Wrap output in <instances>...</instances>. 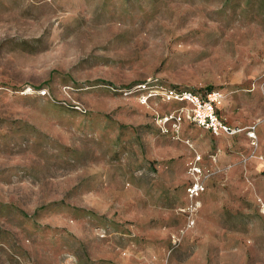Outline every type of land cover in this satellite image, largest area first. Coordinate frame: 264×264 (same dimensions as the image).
Instances as JSON below:
<instances>
[{"label":"rangeland","instance_id":"rangeland-1","mask_svg":"<svg viewBox=\"0 0 264 264\" xmlns=\"http://www.w3.org/2000/svg\"><path fill=\"white\" fill-rule=\"evenodd\" d=\"M145 80L243 129L172 136ZM0 264H264V0H0Z\"/></svg>","mask_w":264,"mask_h":264},{"label":"built area","instance_id":"built-area-1","mask_svg":"<svg viewBox=\"0 0 264 264\" xmlns=\"http://www.w3.org/2000/svg\"><path fill=\"white\" fill-rule=\"evenodd\" d=\"M139 91L143 103L151 99L172 104L165 112L156 111L154 116L161 129L175 137H180L183 120L188 119L195 124L212 130L215 134H237L243 128L230 124L221 114L224 104V92L221 88H212L198 92L190 88L177 87L161 82L145 80L128 88L127 92ZM190 103V107L187 106ZM251 138L256 136L254 129L247 130ZM187 173L190 181L186 186L187 203L180 211L187 216L188 223H195V214L203 205L202 194L206 190L207 172L202 164V155H194L188 162Z\"/></svg>","mask_w":264,"mask_h":264},{"label":"crops","instance_id":"crops-1","mask_svg":"<svg viewBox=\"0 0 264 264\" xmlns=\"http://www.w3.org/2000/svg\"><path fill=\"white\" fill-rule=\"evenodd\" d=\"M223 107V106H222ZM222 109V108H221ZM222 114V113H221ZM222 116L223 117H225L226 119H227V121L230 123V124H232V125H239V124H234V123H231L229 120H228V118L226 117V116H224L223 114H222ZM240 126V125H239Z\"/></svg>","mask_w":264,"mask_h":264}]
</instances>
